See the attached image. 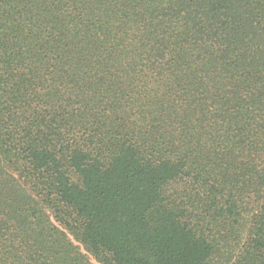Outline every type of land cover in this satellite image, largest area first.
Instances as JSON below:
<instances>
[{
	"label": "trees",
	"instance_id": "16d2710c",
	"mask_svg": "<svg viewBox=\"0 0 264 264\" xmlns=\"http://www.w3.org/2000/svg\"><path fill=\"white\" fill-rule=\"evenodd\" d=\"M264 264V0H0V264Z\"/></svg>",
	"mask_w": 264,
	"mask_h": 264
},
{
	"label": "rangeland",
	"instance_id": "374dc122",
	"mask_svg": "<svg viewBox=\"0 0 264 264\" xmlns=\"http://www.w3.org/2000/svg\"><path fill=\"white\" fill-rule=\"evenodd\" d=\"M90 260H91L92 264H99L92 257H90Z\"/></svg>",
	"mask_w": 264,
	"mask_h": 264
}]
</instances>
